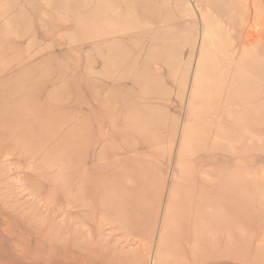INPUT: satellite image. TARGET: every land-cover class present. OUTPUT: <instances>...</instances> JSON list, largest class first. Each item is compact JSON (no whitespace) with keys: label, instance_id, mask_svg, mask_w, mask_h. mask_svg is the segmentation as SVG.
Segmentation results:
<instances>
[{"label":"rangeland","instance_id":"obj_1","mask_svg":"<svg viewBox=\"0 0 264 264\" xmlns=\"http://www.w3.org/2000/svg\"><path fill=\"white\" fill-rule=\"evenodd\" d=\"M0 264H264V0H0Z\"/></svg>","mask_w":264,"mask_h":264},{"label":"bare ground","instance_id":"obj_2","mask_svg":"<svg viewBox=\"0 0 264 264\" xmlns=\"http://www.w3.org/2000/svg\"><path fill=\"white\" fill-rule=\"evenodd\" d=\"M253 34H254V33H253ZM250 35H251V34H250ZM251 36H252V35H251ZM251 36H250V37H251ZM255 36H256V35L254 34V37H253V36H252V37L255 39ZM257 39H258V38H257ZM251 40H252V39H251ZM248 41H249V40H248ZM255 41H256V39H255ZM247 43H248V42H247ZM247 43H246V44H247ZM250 44H251V41H250ZM252 44H253V43H252ZM250 47H251V46H250Z\"/></svg>","mask_w":264,"mask_h":264}]
</instances>
